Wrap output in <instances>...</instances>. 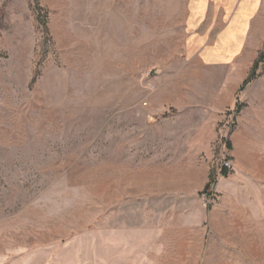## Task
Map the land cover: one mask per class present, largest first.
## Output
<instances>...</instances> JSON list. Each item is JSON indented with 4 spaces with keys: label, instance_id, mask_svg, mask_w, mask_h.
Masks as SVG:
<instances>
[{
    "label": "rangeland",
    "instance_id": "1",
    "mask_svg": "<svg viewBox=\"0 0 264 264\" xmlns=\"http://www.w3.org/2000/svg\"><path fill=\"white\" fill-rule=\"evenodd\" d=\"M0 259L264 264V0H0Z\"/></svg>",
    "mask_w": 264,
    "mask_h": 264
},
{
    "label": "built area",
    "instance_id": "2",
    "mask_svg": "<svg viewBox=\"0 0 264 264\" xmlns=\"http://www.w3.org/2000/svg\"><path fill=\"white\" fill-rule=\"evenodd\" d=\"M224 165H225V166H228V164H227V163H225Z\"/></svg>",
    "mask_w": 264,
    "mask_h": 264
},
{
    "label": "crops",
    "instance_id": "3",
    "mask_svg": "<svg viewBox=\"0 0 264 264\" xmlns=\"http://www.w3.org/2000/svg\"><path fill=\"white\" fill-rule=\"evenodd\" d=\"M0 262H1V259H0Z\"/></svg>",
    "mask_w": 264,
    "mask_h": 264
}]
</instances>
